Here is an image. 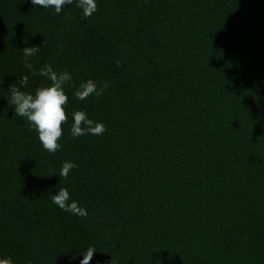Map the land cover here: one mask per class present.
Returning <instances> with one entry per match:
<instances>
[{
	"label": "trees",
	"instance_id": "16d2710c",
	"mask_svg": "<svg viewBox=\"0 0 264 264\" xmlns=\"http://www.w3.org/2000/svg\"><path fill=\"white\" fill-rule=\"evenodd\" d=\"M96 3L84 17L77 0H0V258L264 264V0ZM46 64L72 77L55 153L8 104L11 84L49 83ZM89 79L110 86L80 100ZM74 110L106 131L73 137ZM60 187L86 217L51 202Z\"/></svg>",
	"mask_w": 264,
	"mask_h": 264
},
{
	"label": "clouds",
	"instance_id": "9594fccd",
	"mask_svg": "<svg viewBox=\"0 0 264 264\" xmlns=\"http://www.w3.org/2000/svg\"><path fill=\"white\" fill-rule=\"evenodd\" d=\"M31 3L34 6H41L43 9L54 8L55 13L59 14L63 7L66 4L73 3V0H31ZM77 7L82 8L84 17H91L98 10L96 0H77ZM39 49L40 47L37 46L22 49L25 67L34 73L36 70L28 58L34 56ZM115 63L120 65L121 61L116 60ZM39 74L46 77L49 83L41 84L34 90V93L22 91L19 87L11 84L8 90L11 93V98L8 104L14 106L16 115L26 119L37 132L39 142L43 148L50 153H55L61 147L59 141L63 136V125L68 122V96L64 85L72 77L67 71H54L49 64L39 69ZM20 83L26 86L28 84V76L24 75L21 77ZM0 84H2V81H0ZM109 86L110 82L104 81L103 85L98 88L96 82L89 79L86 82H82L73 94L80 100H85L92 94L99 97ZM72 116L73 123L70 131L73 137L89 133L102 135L106 131L103 122L88 118L83 110H74ZM75 167L77 165L74 162L64 161L58 174L59 177L67 179L70 170ZM51 202L66 212L82 217L87 216V210L80 207L77 201L71 199L70 193L65 187H60L58 192L51 196ZM95 252V248L90 246L86 250L80 264H90ZM0 264H14V262L10 257L0 258ZM109 264H114L113 259H111Z\"/></svg>",
	"mask_w": 264,
	"mask_h": 264
}]
</instances>
